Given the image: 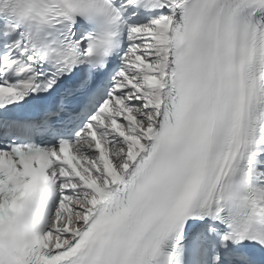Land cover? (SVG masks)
<instances>
[{
  "label": "snow or ice",
  "instance_id": "6c2138e0",
  "mask_svg": "<svg viewBox=\"0 0 264 264\" xmlns=\"http://www.w3.org/2000/svg\"><path fill=\"white\" fill-rule=\"evenodd\" d=\"M0 264H264V0H0Z\"/></svg>",
  "mask_w": 264,
  "mask_h": 264
}]
</instances>
